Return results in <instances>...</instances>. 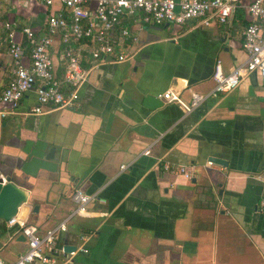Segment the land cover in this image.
I'll use <instances>...</instances> for the list:
<instances>
[{"label":"crops","instance_id":"1","mask_svg":"<svg viewBox=\"0 0 264 264\" xmlns=\"http://www.w3.org/2000/svg\"><path fill=\"white\" fill-rule=\"evenodd\" d=\"M66 12L59 0L51 7L0 0V23L14 25L27 56L21 30L29 27L41 37L48 16ZM240 14L233 23L238 26H141L127 19L138 42L127 49L125 62L89 67L73 109L30 114L37 105L33 93L1 108L0 173L11 175L32 200L19 208V222L44 234L72 214L75 190L98 194L87 217L67 222L54 263L47 264H264V212L258 206L264 199V86L258 77L247 76L236 90L211 96L188 115L175 104L154 112L141 104L146 94L169 89L184 100L192 92L207 94L217 60L225 73L243 63L240 22L246 20ZM52 38L54 71L61 78L64 46L59 36ZM11 66L4 48L0 94L12 78ZM38 138L55 146L58 171L33 179L16 170L17 156L26 140ZM153 142L151 155L144 156ZM209 157L227 166L209 165ZM163 163L188 167L195 184L164 171ZM123 165L129 167L120 171ZM20 236L18 225L0 222L3 261L14 262L26 250ZM65 237L68 245L76 241V252L64 254Z\"/></svg>","mask_w":264,"mask_h":264},{"label":"built area","instance_id":"2","mask_svg":"<svg viewBox=\"0 0 264 264\" xmlns=\"http://www.w3.org/2000/svg\"><path fill=\"white\" fill-rule=\"evenodd\" d=\"M7 1V0H4ZM28 4L53 6L55 0H21ZM95 2L94 10L91 8ZM66 13H51L46 21V33L37 37L35 32L24 27L21 34L30 48L15 38V28L10 22L0 23V51L6 48L11 60L12 78L0 94V119L6 118L2 107L16 106L23 98L33 93L37 105L30 114L41 115L47 107L73 109L80 99L79 89L86 81L89 67L98 63H123L127 49L138 42V37L126 24L127 19L141 26L171 24L184 26L197 21L203 27L212 25L231 26L239 12L245 17L242 26L241 49L246 55L243 63L225 73L217 60L212 75L213 88L207 94L192 92L188 100L178 90L169 89L157 98L165 105L175 104L185 114H190L211 96L227 94L236 90L242 80L255 74L264 86V0H59ZM59 36L63 50L60 61L63 72L59 78L54 71L51 49L53 36ZM85 65L88 67H85ZM151 143L144 156L151 155ZM209 165H212L209 162ZM129 166L123 165L120 171ZM166 172L192 180L188 167L162 164ZM264 182V175L262 176ZM98 194L88 195L75 190L71 201L75 205L72 214L61 224L40 234L34 224L19 222L13 218L7 224L18 225L25 238L26 250L14 262L0 258V264L54 263L61 236L67 231V222L73 216L87 217L88 206ZM264 212V199L259 204ZM83 252L87 253L86 250Z\"/></svg>","mask_w":264,"mask_h":264},{"label":"water","instance_id":"3","mask_svg":"<svg viewBox=\"0 0 264 264\" xmlns=\"http://www.w3.org/2000/svg\"><path fill=\"white\" fill-rule=\"evenodd\" d=\"M252 95V90L249 91ZM142 106L150 112L161 109L164 104L157 96L146 94L142 100ZM259 116L264 121V107L259 109ZM112 117L108 118L106 131L109 130ZM56 148L49 147L48 143L42 139L26 140L20 149V155L17 159L21 162L16 168L23 175L36 179L41 172L55 174L58 171V164L55 162ZM208 162L215 165L227 166V163L216 157H209ZM195 184V180L191 181ZM185 190H192V187H181ZM29 191L23 187L16 185L11 180V175H3L0 173V222L8 223L18 215L19 208L24 204L31 203ZM39 207L32 206L31 212L37 213ZM19 241L25 242V238L20 236ZM68 239L65 237L63 252L65 255L72 254L77 251V244L68 245Z\"/></svg>","mask_w":264,"mask_h":264},{"label":"rangeland","instance_id":"4","mask_svg":"<svg viewBox=\"0 0 264 264\" xmlns=\"http://www.w3.org/2000/svg\"><path fill=\"white\" fill-rule=\"evenodd\" d=\"M243 17H244V16H243L242 14L239 15V18H240V19H243ZM233 26H238V23L235 22V24H234ZM235 41H236V42H239V41H237V38L235 39ZM127 55H128V54H127Z\"/></svg>","mask_w":264,"mask_h":264},{"label":"trees","instance_id":"5","mask_svg":"<svg viewBox=\"0 0 264 264\" xmlns=\"http://www.w3.org/2000/svg\"><path fill=\"white\" fill-rule=\"evenodd\" d=\"M240 24H241L242 26H244V25L246 24V22L241 21ZM85 67H88V65H87V66L85 65Z\"/></svg>","mask_w":264,"mask_h":264}]
</instances>
